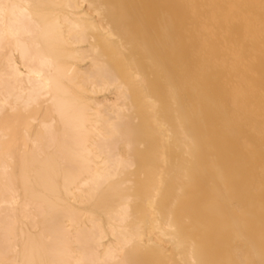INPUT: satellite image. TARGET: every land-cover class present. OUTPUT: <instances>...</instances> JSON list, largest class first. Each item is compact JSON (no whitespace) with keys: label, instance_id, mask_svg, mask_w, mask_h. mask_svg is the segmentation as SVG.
<instances>
[{"label":"bare ground","instance_id":"1","mask_svg":"<svg viewBox=\"0 0 264 264\" xmlns=\"http://www.w3.org/2000/svg\"><path fill=\"white\" fill-rule=\"evenodd\" d=\"M0 264H264V0H0Z\"/></svg>","mask_w":264,"mask_h":264}]
</instances>
